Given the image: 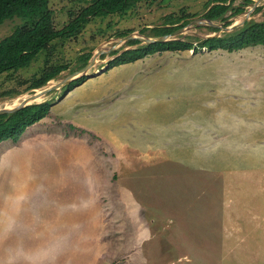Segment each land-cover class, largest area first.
<instances>
[{"label":"rangeland","instance_id":"rangeland-1","mask_svg":"<svg viewBox=\"0 0 264 264\" xmlns=\"http://www.w3.org/2000/svg\"><path fill=\"white\" fill-rule=\"evenodd\" d=\"M89 2L50 0L55 26ZM207 2L155 0L95 18L0 74V108L35 92L47 59L70 63L56 85L119 32L163 26L171 13L200 18ZM255 9L251 20H263ZM25 24L5 21L0 39ZM206 25L176 37L215 33ZM114 51L83 84L44 94L51 114L19 141L0 142V264H264V46L166 50L108 68Z\"/></svg>","mask_w":264,"mask_h":264},{"label":"trees","instance_id":"trees-1","mask_svg":"<svg viewBox=\"0 0 264 264\" xmlns=\"http://www.w3.org/2000/svg\"><path fill=\"white\" fill-rule=\"evenodd\" d=\"M155 0H90L79 12H70L71 20L63 28L55 26L53 11L50 9V0H0V24L16 17L32 19V25L17 26L9 35L0 39V74L29 67L40 53L49 50L54 42H65L68 39L78 37L86 26L95 18H105L111 14L126 15L136 10L140 4L151 3ZM236 0H208L203 16L205 19L221 21L224 25H230L228 12L232 16L239 15L253 0H244L235 5ZM263 11L260 5L255 13ZM197 13H171L164 19L163 26L145 27L140 32L149 33L150 37H158L174 32L188 24ZM211 32L218 28L206 25ZM133 32L129 29L119 32V36H126ZM128 44H137L130 49L115 50L114 56L108 62V68L135 62L158 52L166 50L178 51L208 48L209 50L235 51L250 46H264V19L248 20L244 25L232 31L224 32L221 36H212L205 39L199 36H187L184 39H173L164 42L141 44L138 39L129 40ZM93 52L87 51L78 55L81 66H85ZM104 56V55H102ZM70 63L58 64L46 60L45 66L39 75L30 81L31 89L45 86L50 80L55 79L62 71L66 70ZM88 76L83 75L69 84L63 86L64 91L72 90L83 84ZM11 94H20L18 90ZM52 101L27 105L13 113L0 114V142L12 140L19 141L23 133L31 125H34L51 114Z\"/></svg>","mask_w":264,"mask_h":264},{"label":"water","instance_id":"water-1","mask_svg":"<svg viewBox=\"0 0 264 264\" xmlns=\"http://www.w3.org/2000/svg\"><path fill=\"white\" fill-rule=\"evenodd\" d=\"M263 0H257L255 2V4L253 5V7L244 14V16L241 19H237L236 21L232 22L230 25H224V23H217L213 20L210 19H205L204 17H200L197 19H194L192 21H190L188 24H186L185 26L180 27L179 29L175 30L172 33L166 34V35H162V36H158V37H150V36H146V35H142L143 33L139 32V33H130L126 36H122L120 39L117 40V42H120L122 44H124L125 42H128L129 40H133V39H138L140 40L142 43L145 44H149V43H155V42H164V41H169V40H173V39H183V38H179L176 37L179 34H186L191 28H194L196 25H200V24H207L209 26H213L218 28V31H216L215 33L212 34H208L206 36L201 37L202 39L208 38V37H212V36H221L222 32H229L234 30L237 27H240L242 25H244V23L248 20H251V13L252 11H254V9L259 6L261 4ZM120 43L116 44L115 46L112 47H100L98 48V50L94 51V53L92 54L91 58L89 59V61L87 62V64L81 68V70L74 72L72 74H70L69 76H67L65 79L60 80V82H58V84L56 85H48L50 83V81L44 86L45 88H43L44 90L41 92H38V89H35V92L32 93L30 95V97H28L27 99L23 100L22 102H20L18 105L16 106H12V107H3L0 108V114H5V113H13L16 112L18 110H20L21 108L27 106V105H31L34 103H40V102H34L35 99H37L38 97L42 96V94H48L51 91L57 90L63 86H65L66 84H69L70 82H72L73 80L83 76V75H87L88 71L93 67V65L96 63L97 58L106 53L108 50H117L119 49L118 47H120ZM121 44V45H122ZM130 47H127V49H130Z\"/></svg>","mask_w":264,"mask_h":264},{"label":"bare ground","instance_id":"bare-ground-1","mask_svg":"<svg viewBox=\"0 0 264 264\" xmlns=\"http://www.w3.org/2000/svg\"><path fill=\"white\" fill-rule=\"evenodd\" d=\"M95 66V65H94ZM51 82V81H50ZM41 88H45L44 86ZM40 89V88H38ZM44 89H40L38 91H43ZM31 94H23L20 97H16L15 99H13V103L11 104H6L8 107H12V106H16L18 105L20 102H22L23 100L27 99L28 97H30ZM28 96V97H27ZM45 97L44 94H42V96L38 97L37 99L34 100V102H39L41 101L43 98ZM1 106V105H0Z\"/></svg>","mask_w":264,"mask_h":264}]
</instances>
